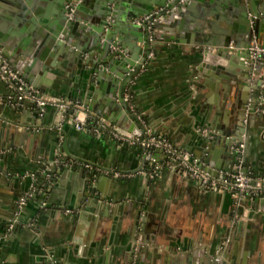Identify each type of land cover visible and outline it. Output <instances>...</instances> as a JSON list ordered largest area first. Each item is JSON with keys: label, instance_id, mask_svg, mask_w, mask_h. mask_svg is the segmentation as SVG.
<instances>
[{"label": "crops", "instance_id": "crops-1", "mask_svg": "<svg viewBox=\"0 0 264 264\" xmlns=\"http://www.w3.org/2000/svg\"><path fill=\"white\" fill-rule=\"evenodd\" d=\"M30 1L23 0L36 22L45 13L52 17L57 8L54 0ZM221 1L214 0L215 12L206 17L209 27L224 33L234 26L235 16ZM257 1L264 7V0ZM202 3L196 1L174 21L204 20L198 7ZM19 10L0 4V45L3 51L5 43L18 48L12 58L29 69L31 55L21 51L31 47L40 53L41 46ZM204 23L198 31L187 20L185 29L171 28L173 36L181 34V41L169 39L166 25L152 31L149 56L126 96L146 128L192 152L219 175L237 169L233 146L243 141L246 168L264 184V93L256 110L247 111L249 117L235 129V103L242 87L235 74L220 78L221 70L213 63H228L240 76L235 65L244 61L245 53L238 49L224 56L213 47V63L204 59L205 44L195 42L206 37ZM5 57L18 71L11 57ZM55 60V67L38 68L32 75L43 87L23 76L49 97L77 101L100 115L88 105L95 85L91 63L84 55L70 62L62 56ZM256 76L264 84V65ZM0 97L4 264H212L220 252L223 260L216 264H264V194L208 190L166 165L157 176H146L150 160L144 146L119 144L108 133L78 129L69 119L61 123L63 108L56 103L41 114L31 101L16 102L14 89L1 77ZM232 137L237 140L230 145ZM64 145L74 156H66ZM99 165L107 170L99 172ZM29 192L32 196L21 204Z\"/></svg>", "mask_w": 264, "mask_h": 264}, {"label": "water", "instance_id": "water-1", "mask_svg": "<svg viewBox=\"0 0 264 264\" xmlns=\"http://www.w3.org/2000/svg\"><path fill=\"white\" fill-rule=\"evenodd\" d=\"M125 1L54 0L57 4L54 15L51 17L49 13H45L42 18L37 9L35 12L40 16V21L36 22L28 6L30 0H28L29 3L23 0H0L1 5L6 4L20 9V16H26L25 20L30 24L28 30L39 39L41 46V52L36 53L31 47L21 45L25 47L21 53L31 55L29 64L31 68L29 69L21 68L19 62L12 58L14 55L17 56L18 48L5 43L3 52L11 57L13 65L20 74L32 80L39 87L43 86L38 84L36 77L32 76L33 74L36 76L38 68L46 70L48 67H55L57 65L55 59L58 56L67 58L70 62L75 56L84 55L86 61L91 63L90 69L93 72L92 77L95 83L92 100L88 102L89 108L119 124L125 130L141 135L147 128L137 119L126 92L130 82L140 73L149 56L151 32L165 25L168 26L170 33L174 28L185 29L186 20L191 24L188 26L191 30L198 31L205 21L204 24L208 26L206 37L204 40L195 41L205 44L206 48L202 49L204 59L213 63L212 49L215 47L224 56H229V53L238 49H243L245 53L244 61L235 65L239 68L240 76L234 71L235 68L228 67V63L222 62V64L220 61L213 63L221 70L218 73L220 78L227 80L224 73L230 72L235 74L240 81L242 91L235 103L236 115L233 123L235 129L242 127L241 122L249 117L246 115L247 111L251 113L256 110L260 103V96L264 93V84L260 82V77L256 76L264 65V53L261 52L260 57L255 59L251 52L252 46L264 48V7L259 4V1L222 0L221 2L226 4L235 16L234 26L224 33H219L208 25L209 21L206 16L215 12V7H211L214 0L211 2L205 0H131L126 6ZM196 1L203 2L198 7L201 12L200 17L204 20L182 18L174 21L178 16H183L184 11L189 10ZM218 1L215 0V3ZM147 15H150V18L139 21ZM110 17H112L111 22ZM154 17H158L157 20H154ZM32 21L34 25H31ZM123 21L125 25H122ZM170 37L172 38L169 39L181 41V34L173 36L172 33ZM138 42L142 44H137ZM7 49L9 51L14 49V52H9ZM223 87L226 89L225 82H223ZM247 88L251 90L250 94L245 93ZM228 103L230 107H234L230 97ZM222 135L223 131H220L217 137L220 138ZM235 140L237 138L232 137L227 142L231 145ZM64 150L67 157L74 156L69 153L66 145H64ZM146 158L150 160L149 155ZM56 164L55 161V166ZM99 166V172L107 170L105 166ZM206 169L218 175V172L212 170L211 167L206 166ZM48 172L46 171L45 175ZM105 177L109 176H101V178ZM221 255L220 252L212 257V264L223 260Z\"/></svg>", "mask_w": 264, "mask_h": 264}, {"label": "built area", "instance_id": "built-area-1", "mask_svg": "<svg viewBox=\"0 0 264 264\" xmlns=\"http://www.w3.org/2000/svg\"><path fill=\"white\" fill-rule=\"evenodd\" d=\"M148 18H150V15H147L144 19L139 21L142 22ZM157 18L158 17H154L153 19L157 20ZM251 52L252 56L258 59L261 52L264 53V48L252 46ZM0 77L9 82L11 88L14 89L17 97L16 102L31 101L36 105L41 114L44 113L48 104L56 103L63 108V113L60 117L61 123L65 119H69L78 129L89 130L97 134L108 133L117 140L119 144L125 146L140 145L147 148V155L150 156V161L148 163L149 167L145 166L143 171L146 176H157L161 168L166 165L185 176L200 181L201 185L208 190L264 194V184L261 179L254 177L246 168V144L243 141H236L233 146V151L237 158V169L234 172L214 175L206 169L204 164H202L199 158L193 155L192 152L183 149L164 134L154 133L147 128L141 135H137L125 130L119 124L114 123L104 115L96 114H94L96 116L95 125H90L87 121L89 115L88 110L81 107V104L77 101H71L70 103L67 101H58L42 93L32 82L27 80L8 62L1 45ZM0 100H2L1 97ZM131 105L133 106V104ZM70 106H72L74 110L71 115L67 116L66 110ZM138 118L144 121L141 115H139ZM262 135L264 137V129ZM116 174L122 175L123 173L116 172ZM128 174L129 173H124V175ZM32 194L33 192H29L24 197H21L20 203H25ZM0 264H4V262L0 260Z\"/></svg>", "mask_w": 264, "mask_h": 264}, {"label": "trees", "instance_id": "trees-1", "mask_svg": "<svg viewBox=\"0 0 264 264\" xmlns=\"http://www.w3.org/2000/svg\"><path fill=\"white\" fill-rule=\"evenodd\" d=\"M73 110H74V108L72 106L67 108V110H66L67 111V116L71 115ZM95 118H96V116L94 114H92L91 112H89L87 121L89 122L90 125H95V121H96ZM146 167H149V165L147 164Z\"/></svg>", "mask_w": 264, "mask_h": 264}]
</instances>
